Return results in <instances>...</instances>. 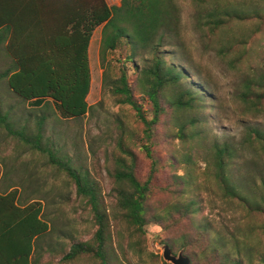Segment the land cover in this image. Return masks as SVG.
Wrapping results in <instances>:
<instances>
[{"label":"trees","instance_id":"obj_1","mask_svg":"<svg viewBox=\"0 0 264 264\" xmlns=\"http://www.w3.org/2000/svg\"><path fill=\"white\" fill-rule=\"evenodd\" d=\"M193 1L207 12L202 25L210 37L222 29L228 32L234 21H257L254 33L264 24V10L259 7L244 10L242 2L233 0ZM179 24L178 8L172 0H120L113 6L104 0H0V57L9 58L0 78L32 107L51 103L62 119L85 116L90 109L86 100L91 79L89 44L94 30L102 25L100 53L102 60L106 54L109 59L103 84L116 103L134 109L142 126L127 131L123 120L117 125L119 134L109 164L115 185L111 218L117 236L126 233L138 252L144 249L145 225L152 221L147 216L149 199L159 189L172 200L161 212L153 213L154 221L167 230L188 223L183 235L165 240L173 251L174 247L201 245L197 257L225 264H252L254 260L264 264V252L250 225L249 230L242 225L231 228L221 237L212 226L193 218L201 209L197 197L208 188L250 214H264V128L244 125L237 141L211 138L209 123L215 118L207 108H215L211 103H217L218 98L186 55ZM217 41L222 43L220 37ZM231 50V45H224L219 53ZM236 99L245 116L264 115V74L247 78ZM145 103L150 109L144 110ZM163 114L171 118L165 141L157 132ZM45 120L42 115L39 125ZM28 131L25 126L15 133L21 143L45 154L49 163L66 173L74 183L76 197L90 207L96 226L87 240L70 238L69 250L61 260L86 257L94 264H117L111 244L112 222L100 185L86 168L72 164L61 148L44 144L41 130L35 134ZM162 142L169 147L163 157L158 152ZM135 148L148 160L142 177L136 173ZM252 150L258 155L256 161L251 158L257 172L241 180L236 175L244 169V156ZM167 168L171 169L168 182L156 185L157 174ZM18 195L15 187L0 193V264H39L43 250L38 241L50 226L40 200L19 204ZM149 255L157 257L153 252Z\"/></svg>","mask_w":264,"mask_h":264},{"label":"rangeland","instance_id":"obj_2","mask_svg":"<svg viewBox=\"0 0 264 264\" xmlns=\"http://www.w3.org/2000/svg\"><path fill=\"white\" fill-rule=\"evenodd\" d=\"M172 1L178 8L179 31L184 51L218 98L217 103H211L215 108H207L215 118L209 123L211 138L216 137L220 140L233 138L237 141L242 136L244 125L251 124L264 128V115L255 118L245 116L241 113V107L236 99L247 78L264 74V24L259 32L254 33L252 29L255 24H259L257 21H234L228 32L222 29L223 32L219 31L217 35L210 37L206 35L202 25L206 19L205 10L193 0ZM233 1L242 2L241 8L244 10L254 7L264 10V0ZM108 2L109 6H113L119 4L120 0ZM101 31L102 25L94 30L89 44L91 79L86 100L90 109L83 117L62 119L51 103L46 107H32L12 93L5 80L0 78V193L15 187L19 191V204L31 199L42 202L44 219L48 222L50 230L38 241L43 250L39 264H94V260L86 257L73 261H62L61 258L69 250L70 238L87 240L93 235L96 226L90 207L82 198L76 197L74 183L66 173L49 163L45 154L38 153L18 139L15 132L25 126L28 127L30 134L41 130L44 144L47 143L51 148H61L72 159V164L86 168L88 174L100 185L112 222L111 244L118 256L117 264H162L164 260L161 253L156 254L154 248L160 242L167 243L165 240L170 237L183 235L188 226V223L184 222L167 230L163 228V223L154 221L153 213L161 212L162 206L172 200L169 194L157 189L149 199L151 211L147 216L152 221L145 225L144 249L138 252V246L133 245V241L128 239L126 233L117 236L115 232L114 221L111 218L115 203L112 188L115 185L109 176V167L111 168L109 164L119 134L118 121L123 120L124 130L127 131L133 128L141 130L142 126L136 120L134 109L128 104L116 103L108 87L103 84L109 59L107 54L104 60L101 57ZM217 37H220L222 43H218ZM224 45L232 47L227 54L219 53V48ZM166 48L176 49L172 46ZM234 57H237V60L233 59ZM8 64L9 58L1 55L0 72ZM146 104L144 110L150 109L151 105ZM42 115L46 120L40 126L39 120ZM162 118L163 123L158 126L157 132L160 140L165 141L170 133L168 122L170 124L171 118L169 114H163ZM166 148L169 147L162 142L158 147L159 155L165 156ZM135 151L136 173L142 177L148 170V160L137 152V148ZM254 153L253 150L248 151L244 156L242 164L244 169L238 171L236 175L241 180L257 172L258 168L251 166L252 159L256 161L255 157L258 158ZM261 161L264 162V159L261 158ZM170 173V168L160 171L155 179L156 185H165ZM199 199L200 203L197 206L201 209L193 215L194 220L212 226L221 237H226L231 228L242 225L249 230L247 227L250 225L255 229L254 233L251 231L253 238L259 240L260 248L264 252V214H250L242 205L218 196L210 188L201 197H197V200ZM199 246L187 249L174 247V251L171 249L174 253L182 249L185 255L193 256H190L192 264H225L211 257L195 256L202 248ZM149 252H153L157 257L150 256ZM258 263L257 260L252 262Z\"/></svg>","mask_w":264,"mask_h":264},{"label":"water","instance_id":"obj_3","mask_svg":"<svg viewBox=\"0 0 264 264\" xmlns=\"http://www.w3.org/2000/svg\"><path fill=\"white\" fill-rule=\"evenodd\" d=\"M154 252L156 254L161 253L163 260L169 264H191L190 258L183 253L182 249L174 253L171 247L165 242H160L154 248Z\"/></svg>","mask_w":264,"mask_h":264},{"label":"built area","instance_id":"obj_4","mask_svg":"<svg viewBox=\"0 0 264 264\" xmlns=\"http://www.w3.org/2000/svg\"><path fill=\"white\" fill-rule=\"evenodd\" d=\"M106 1H107V4H108L109 3L108 0H106Z\"/></svg>","mask_w":264,"mask_h":264}]
</instances>
